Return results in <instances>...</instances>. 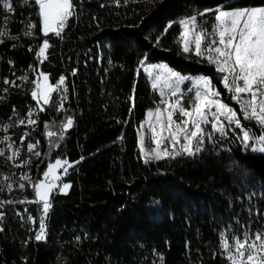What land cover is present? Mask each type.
Listing matches in <instances>:
<instances>
[{"label": "trees", "instance_id": "obj_1", "mask_svg": "<svg viewBox=\"0 0 264 264\" xmlns=\"http://www.w3.org/2000/svg\"><path fill=\"white\" fill-rule=\"evenodd\" d=\"M5 1L0 125L18 127L36 108L30 129L40 154L30 161L27 202L0 203V264H231L224 234L248 224V198L264 194V153L208 147L144 161L138 128L155 104L140 68L165 62L182 74L209 76L230 102L215 66L182 50L181 22L195 18L211 33L219 9L264 7V0H156L151 11L131 0H71L73 18L59 35L43 33L36 0H9V19ZM40 73L56 88L37 108L32 93ZM24 77L22 88L7 90L6 80ZM23 130L15 131L17 141ZM56 160L72 165L63 180L70 189L52 193L45 213L35 186ZM10 174L0 165V178Z\"/></svg>", "mask_w": 264, "mask_h": 264}, {"label": "rangeland", "instance_id": "obj_2", "mask_svg": "<svg viewBox=\"0 0 264 264\" xmlns=\"http://www.w3.org/2000/svg\"><path fill=\"white\" fill-rule=\"evenodd\" d=\"M155 1L156 0H131L133 3H141L149 11L152 10ZM6 3L10 6L11 4L9 0L4 2L6 18L9 19L13 11L12 7H5ZM116 3H118V1ZM251 9L253 8L233 10L219 9L212 26L211 33L203 32L201 28L202 23H199L197 19H186L181 22L182 33L180 36V44L182 50L185 46V41H189L187 45L190 48V51L187 52L188 55L206 59L215 66L217 74L221 77L222 87L227 90L229 96L231 97L230 102H225L222 98H220V96L222 97V94L220 93L217 84L209 76H191L182 74L171 68L165 62L141 66L140 69L147 76L153 87L154 99L156 101V106L153 110H150L147 113L145 120L138 128L139 152L144 161L150 162L162 158L186 154V152L182 149V145L186 144V140L184 139L185 132L183 129L187 127L188 130L191 131L193 121H200L201 127L204 130L203 135L199 137L202 142L198 143L196 139L192 140L191 148L193 151L197 147L200 150H204L208 147L219 150H232L234 147L241 146L243 151L246 152L251 151L254 153H264V151L260 150L261 148H264V139H262L264 138V125L259 122L258 118H252V122L247 121L248 124H245V120L249 119L247 117L251 114V110H248L246 107L250 102L247 98L248 94L241 93L239 94V97H237V94L233 90L232 86L233 76L229 74L227 67L225 68V71H220L221 64L219 59L216 58V54H209L206 51V48L211 41L215 40L218 42L219 40L218 32L220 30V24L217 20V16L220 11L234 12ZM72 10L73 8L70 9V11ZM185 22H188L187 30ZM136 23L137 19H129L130 25H135ZM51 33L56 32L49 31L47 35ZM198 36L201 37V55L195 54L194 42ZM212 46L215 47L216 45ZM46 50L47 49H45V53ZM210 55L212 57L211 59L209 58ZM43 58H45V56L39 55V61H43ZM238 71L239 69L237 68V72ZM172 73H175V76H173ZM42 74L43 73L38 74L34 83V91L37 93L35 98L38 104L37 108H41L43 104L50 100L56 88L51 85L48 76L46 74ZM45 75L47 76V80L44 79ZM225 76H227L228 84L230 85L229 87L225 86ZM204 80L210 82V92L214 91L218 93L215 97L210 96V99L216 100L225 106L224 115H221L219 110L214 105H206V116L203 120L195 113V109L199 103L197 94H204L205 92V89L202 86V81ZM6 81L5 85L7 86V90H19L27 82V77L17 80L18 83H16V81H13L14 83L8 80ZM237 83L243 84V81H238ZM185 85L188 87L187 91L184 90ZM45 95L48 97L47 102H45L44 99ZM1 100L2 99L0 98V101ZM262 100H264V87L261 88V94L258 95L256 103L259 102L260 104ZM207 108H211V111H207ZM228 109H230L231 112L236 113L235 119L240 121V127H237L234 121L230 123L226 118L227 115H229L227 111ZM158 110L160 116L159 122L157 119ZM185 112L193 113V115L190 117L186 116L184 115ZM214 113L219 117V121L214 118ZM169 114H171L173 122L171 130L167 128V117ZM257 114L258 116L264 115V113L259 112V109ZM35 116L36 108H33L29 113L27 121H20L18 127H15L14 123L11 122L0 125V165H6L11 170L10 175L0 178V203L5 201L6 203L27 202V200L22 196L24 195L25 184H31L29 171L30 161L37 159L39 156L37 155V153H39V146L37 142H34L31 138L32 131L30 128H32L35 123H29L30 120L35 121ZM240 116L243 117V120L239 118ZM185 121H188L187 125L184 123ZM19 127H22L24 130L22 132V136L19 137V141H17L15 131H17ZM219 128H223V131H219ZM177 129H180V131H177ZM245 133L249 136V140L247 141L244 140ZM173 134L180 140V143L176 144L175 148L169 146L171 142L169 138ZM157 141H159V143H157ZM29 144L34 145L32 151L28 150ZM165 149L167 150V155H164ZM157 153H159V156H157ZM52 165H55V163ZM65 168H67L66 172L64 170ZM70 168L71 167H69L68 164H64L63 167L56 166L51 173H49L48 170V175H44V179L41 183L54 185L48 192L46 198L48 204L50 203L52 193L59 192L65 194L69 191L70 187L66 190L61 189L63 188V185L66 184L63 180L68 174ZM37 198L38 201L44 205L45 200L40 199L38 196ZM247 201L248 213L250 215V221L248 224L240 225L236 229L230 228L224 234V244L227 242L230 250L236 238L251 239L254 233L264 231V194L260 193L259 195H254L252 198H248ZM247 251H251L253 257L251 261L246 259ZM225 253L228 257L227 252ZM243 264H264V246H261L259 241H257V247L255 249L246 250Z\"/></svg>", "mask_w": 264, "mask_h": 264}, {"label": "snow or ice", "instance_id": "obj_3", "mask_svg": "<svg viewBox=\"0 0 264 264\" xmlns=\"http://www.w3.org/2000/svg\"><path fill=\"white\" fill-rule=\"evenodd\" d=\"M36 2L39 4L41 15L43 17L45 35H47L49 31H55L56 34L59 35V29L63 28L64 21H66L71 15L70 9L72 8V4L70 0H36ZM5 7L10 8L11 6L6 3ZM193 20H195V18H193ZM217 20L220 24V30L218 32L219 40L218 42L215 40L211 41L206 48V51L209 54H216V58L219 59L221 64L220 71H225V68L227 67L229 74L233 76L232 86L237 97H239V94L241 93L250 94L251 100L246 107L251 109V114L247 118H258L259 122L264 125V115L258 116L256 107L257 97L261 94V88L264 87V7L234 12L220 11ZM187 23L188 22H185L186 30ZM57 25H59V29L56 28ZM170 26L171 25H169V27ZM188 43L189 41H185V46L183 48V51L186 53L190 51V48L187 46ZM194 43L195 54L201 55V37L198 36ZM212 45L216 46L213 47ZM47 47L48 43L45 41L44 46L40 48L38 55L45 56V49H47ZM209 58H212L211 55ZM237 68L239 69L238 72ZM172 75L175 76V73H172ZM44 79L47 80L46 75L44 76ZM64 79V77L60 78L59 85L64 84ZM238 81H243V84L237 83ZM59 85H57V87H59ZM202 86L205 89V92L204 94H197L199 103L195 109V113L203 120L206 116V105H214L219 110L220 114L224 115L225 106L216 100L210 99V96L215 97L218 95L217 92H210V82L204 80L202 81ZM225 86H230L228 84L227 76H225ZM32 95L36 98L37 93L34 91ZM44 99L45 102L48 101L47 95L44 96ZM207 111H211V108H207ZM227 111L229 115H227L226 118L229 122L231 123L234 121L236 126L240 127V121L235 119L236 113L231 112L230 109ZM259 112L264 113V100L260 102ZM184 115L190 117L193 113L185 112ZM213 116L219 121V117L215 113ZM157 119L159 122V110L157 113ZM29 123H35V121L30 120ZM72 123L73 121L69 118L65 124V128L71 127ZM172 123V116L169 114L167 117V128L169 130L172 128ZM184 123L187 125L188 121H185ZM218 130L223 131V128H219ZM177 131H180V129H177ZM183 131L185 132L184 139L186 140V144L182 145V149L188 155H193L194 152L191 148L192 140L196 139L198 143L202 142L199 137L203 135L204 130L201 127L200 121H193L192 130L189 131L188 128L185 127ZM52 135H54V133L50 132L49 136ZM169 139L171 141L169 146L172 148H175L176 144L180 143L179 138L174 134L171 135ZM244 140H249L247 133L244 135ZM157 143H159V141H157ZM33 148L34 145H28L29 151H32ZM260 150L264 151V148H261ZM195 151L199 152L200 149L197 147ZM167 154V150L165 149L164 155ZM37 155H39V153H37ZM157 156H159V153H157ZM64 164H68V162L56 160L55 165L49 167V173H51L56 166L63 167ZM68 166L71 167L72 165L68 164ZM64 170L66 172L67 168ZM45 175L47 176L48 173ZM53 186L54 185L52 184L46 185L44 183H39L35 186L37 196L40 199L45 200L43 205L45 213H47L50 207L46 198L48 192ZM69 187L68 184H64L61 190H66ZM40 231L41 234L36 237L38 240L43 238V221H41ZM257 241L260 242L261 246H264V231L254 233L251 239L236 238L232 244L231 250L229 249L227 242H225L224 250L227 252L231 264H238V261L239 264H243L246 250L255 249L257 247ZM246 259L248 261L253 259L251 251H247Z\"/></svg>", "mask_w": 264, "mask_h": 264}, {"label": "built area", "instance_id": "obj_4", "mask_svg": "<svg viewBox=\"0 0 264 264\" xmlns=\"http://www.w3.org/2000/svg\"><path fill=\"white\" fill-rule=\"evenodd\" d=\"M73 15H74V14L71 12V16L68 17V18L66 19V21H64V26H63L62 29H59V25L56 26V28L60 30V33H64V32L68 29V27H69V19H70V18H73ZM44 60H45V58H43V61H44ZM154 104H155V106H156V101H155V99H154ZM139 151H140V149H139ZM5 203H6V202H4L3 204L5 205ZM0 217H1V216H0Z\"/></svg>", "mask_w": 264, "mask_h": 264}]
</instances>
